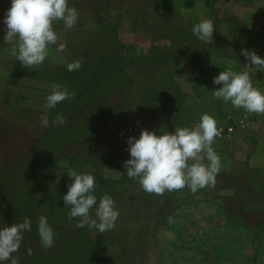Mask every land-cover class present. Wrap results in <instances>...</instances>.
Instances as JSON below:
<instances>
[{"label": "rangeland", "instance_id": "obj_1", "mask_svg": "<svg viewBox=\"0 0 264 264\" xmlns=\"http://www.w3.org/2000/svg\"><path fill=\"white\" fill-rule=\"evenodd\" d=\"M10 5L11 0H0V228L17 223L3 207L7 198L3 190L27 170L29 160L31 165L33 159L55 154L59 166L66 167L70 158L86 157L85 173L101 187L98 202L108 194L119 211L110 231L83 226L91 239L102 242L98 246L109 260L264 264V114L236 109L212 95L222 87L212 83L221 71L246 70L242 48L264 59V0H68L79 14L78 22L67 32L62 21L55 22L67 48L58 53L51 46L43 63L71 71L103 48L120 58L128 83L108 96H88L87 102L84 94H76L79 107L68 110L63 125L53 124L52 108H45L55 83L34 76L44 67L20 74L21 64L11 54L14 45L4 42L3 21ZM203 19L213 22L212 44L193 34ZM107 36L111 48H104ZM35 70L37 74L32 73ZM250 76L253 86L264 93V73L251 71ZM205 113L223 129L212 145L222 164L214 187L196 193L185 187L157 196L127 176L123 164L130 159L129 137L139 139L143 129L159 135L192 127ZM44 114L47 128L40 126ZM96 116L105 123L104 129L88 149L83 122H93ZM69 129L71 134L60 145ZM54 130H59L55 140L50 135L40 146L43 136ZM36 213L38 218L47 217ZM90 216L96 219L95 210ZM34 247V242H22L14 255L21 259Z\"/></svg>", "mask_w": 264, "mask_h": 264}, {"label": "clouds", "instance_id": "obj_2", "mask_svg": "<svg viewBox=\"0 0 264 264\" xmlns=\"http://www.w3.org/2000/svg\"><path fill=\"white\" fill-rule=\"evenodd\" d=\"M78 19L76 8L70 7L68 0H11L3 21L6 25L4 42L14 45L11 54L22 67H38L48 57L51 46H56L55 51L58 53H63L67 48L55 30V22L62 21L63 31L67 32L76 26ZM192 31L199 40L213 43L215 30L212 20L203 19ZM228 50L232 53L231 49ZM240 54L247 61L244 64L246 70L221 71L212 80L214 85H222L212 92L213 98L222 99L225 103L231 102L234 108H243L248 113L264 114V93L253 86L250 76L251 71L264 73V59L255 51L244 48ZM74 96L75 93L69 92L66 86L55 84L46 98L45 108H54ZM52 123L63 125L65 118L58 114ZM40 126H50L47 114L41 116ZM222 131V128L217 127L215 118L207 113L200 117L198 124L176 128L174 132L165 131L158 135L143 129L139 139L128 138L130 159L124 162L123 167L129 178L138 179L146 193L157 196H163L165 191H179L185 187L192 193L205 187H214L222 164L212 145ZM67 174L72 183L68 185L67 194L62 199L65 208L70 209L68 218L80 217L78 227L87 225L100 233L112 230L119 217L114 199L104 194L95 208L96 219H92L90 212L97 205V197L93 194L95 177L88 173H78L75 169H69ZM168 220L172 223L171 217ZM30 230L31 221L28 217L23 222L0 228V264H19L20 257L14 254L22 245L24 232ZM38 235L43 248L54 246L55 232L43 215L38 220ZM26 251L31 255L30 248Z\"/></svg>", "mask_w": 264, "mask_h": 264}, {"label": "trees", "instance_id": "obj_3", "mask_svg": "<svg viewBox=\"0 0 264 264\" xmlns=\"http://www.w3.org/2000/svg\"><path fill=\"white\" fill-rule=\"evenodd\" d=\"M105 40L108 43H105L104 48H111V37L107 36ZM92 55L86 56L80 61L79 69L70 71L62 65L52 68L47 66V63H43L40 66L44 67L41 71L42 74L34 75L37 78L46 77L55 84L66 86L69 92L75 93L73 99L58 103L51 109L55 117L61 114L65 118L69 109L79 107L77 104L79 101H75L76 98L79 99L76 94H84V101L87 102L88 96L92 99L108 96L127 85L128 77L119 57L104 51L103 48L102 51L94 52ZM30 69L32 68L23 69L19 65L20 74L29 75L31 74ZM32 73L37 74L36 70ZM90 82L92 85L85 91V85ZM81 104L82 101H80ZM101 122L103 121L97 116L93 122L87 120L83 122V126L87 129L85 137L89 138L85 142L88 149L93 147L96 138H99L104 129L105 123L102 125ZM58 131L54 130L44 135L43 141H40L39 145L42 146L50 135H52L51 141L55 140ZM76 133L77 131L74 134ZM66 134H71V130L65 131L63 139L59 142L60 145L66 141L67 138H64ZM77 138L82 137L78 136ZM85 159L86 157L70 158L66 167L59 166L55 154L37 162L36 159H33L31 165L29 160L27 170L17 175V179H13L12 183L4 186L6 190L3 191L6 192L7 198L3 207L6 209L8 217L17 223L23 222L25 217L30 218L31 221V230L24 232L22 242H34L35 247L32 248L31 255L27 253L20 259L19 264H116L100 250L98 245L102 243L101 241L91 239L83 227L77 226L80 217L68 218L70 209L65 208L62 199L67 194L68 185L72 183L67 172L69 169H75L78 173H85ZM100 188L97 185L94 189L93 194L97 197V205L93 206L92 210L98 207ZM36 212L47 215V222L55 232L54 246L51 248L45 249L40 244L39 218Z\"/></svg>", "mask_w": 264, "mask_h": 264}]
</instances>
